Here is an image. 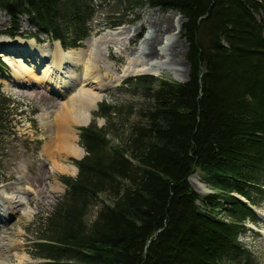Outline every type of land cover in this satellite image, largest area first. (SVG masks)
Segmentation results:
<instances>
[{
	"label": "trees",
	"instance_id": "1",
	"mask_svg": "<svg viewBox=\"0 0 264 264\" xmlns=\"http://www.w3.org/2000/svg\"><path fill=\"white\" fill-rule=\"evenodd\" d=\"M126 1L180 13L189 75L135 77L147 105L121 143L107 126L80 127L86 154L75 160L77 176L62 177L65 192L35 244L40 264H256L240 236L264 199V0ZM100 6L0 0L11 18L0 35H46L76 48ZM22 16L35 31H21ZM8 69L0 58V74ZM15 104L0 82V147L12 134ZM99 110L116 127L118 107L104 101ZM197 171L212 192L191 186Z\"/></svg>",
	"mask_w": 264,
	"mask_h": 264
},
{
	"label": "rangeland",
	"instance_id": "2",
	"mask_svg": "<svg viewBox=\"0 0 264 264\" xmlns=\"http://www.w3.org/2000/svg\"><path fill=\"white\" fill-rule=\"evenodd\" d=\"M97 3H102L103 6L99 7L97 16L91 23V34L84 40L83 45L67 50L86 48V40L89 37H99L103 33L117 30L121 26L129 27L131 34L128 39H122L118 43H109V57L116 69L120 72L124 65H127L131 60L135 59L137 48L143 42L149 28L152 27L158 39L163 35L173 36V43L170 50H168L169 52H167L169 56L166 57V66H162L161 72L159 74L144 73L141 75L166 77L178 81H185V78H188L190 70L187 61L188 43L182 36L181 31L177 35L172 28L168 30V26H172L170 21L172 13L177 12L176 10H163L160 7H151L142 2L139 5H135L136 3H129L126 0H105V2L103 0H97ZM120 18L125 19L122 25L116 28L110 26L111 21ZM20 20L22 32L26 33V31L36 30L34 26L29 24L26 16H22ZM10 22L11 18L8 14L0 11V28L5 29L9 27ZM139 25L142 26L139 27ZM23 38L27 37L23 36ZM30 39L36 38L28 37L26 40ZM42 39V41L36 39V42L41 45H46L47 50L50 49V51H53L57 40L51 39L46 35H42ZM157 42L161 43V40ZM163 57H165V54L160 53L158 56L159 59ZM99 66L104 82L106 83L111 79V76L107 74L106 68L102 63ZM8 67V70L0 74V82L2 83V91L12 96L16 100V104L12 111V117L14 119L12 134L9 135L0 147L1 153L4 154L0 162V194L7 196L6 187L13 185L21 188V191H28L27 193H19V198L26 201L29 197H33V202L31 203L30 213L28 215L24 214V210L29 209V206L26 205L22 212L13 215L8 220L10 222L9 225L3 227L0 224V229L7 231L11 228L9 232L12 231V234L10 233L7 242L16 241L23 244L21 250L12 251L11 255L14 256V260H11L14 261L12 264L18 262L15 256L16 253L24 256L25 263L27 264H40L44 259L37 256L35 244L43 235L44 224L47 218L51 215L65 192L66 185L62 181V177L77 176L79 168L75 160L83 158L86 154L85 147L81 144L79 136L80 127L83 125H77L75 129L79 137L78 142L84 149V154L81 158H69V162L77 167V172L70 174L51 170V162L48 160L46 154H44V146L51 132L48 127L46 128L44 126V121L47 119L50 120L51 116L56 117L58 107L64 101V98H60L58 94L42 85L33 84L34 86L32 85L31 88L27 89L21 86L20 83H16L17 85L12 84L9 87L8 84L11 82L12 69L9 65ZM74 70L76 74L73 73ZM83 70V64L80 63L74 67L72 73L78 79L83 75ZM137 76H140V74H131L124 78L116 87L108 91L103 100L98 103L97 108L93 110L90 123L96 122L99 126H107L111 131L113 143H121L129 135L132 125L141 120L140 110L147 105L142 90L131 85L136 82L135 77ZM80 82L81 78L76 84L79 85ZM104 101L113 103L118 107V111L112 120L116 124V127L107 125V119L101 115L99 105ZM193 176H197L200 182H204L201 179V173L199 171L190 177ZM38 178H43L44 182L39 186L40 192L36 195L35 191H31L34 188L30 185L29 180L36 184ZM193 178L195 179V177ZM204 184L208 188V193L212 192L209 185L205 182ZM191 186L195 189L192 184ZM195 190L198 191L197 189ZM198 192L202 194V192ZM97 209L95 207L89 211L88 216L90 219L95 216ZM254 209L258 215V220L247 222L248 230L240 236V240L252 250L256 257L255 263L264 264V199L254 205ZM0 240H3V238H0Z\"/></svg>",
	"mask_w": 264,
	"mask_h": 264
},
{
	"label": "bare ground",
	"instance_id": "3",
	"mask_svg": "<svg viewBox=\"0 0 264 264\" xmlns=\"http://www.w3.org/2000/svg\"><path fill=\"white\" fill-rule=\"evenodd\" d=\"M171 28L177 35L181 31L182 16L174 12L171 17ZM142 25H139L141 27ZM131 34V29L121 26L117 30L107 31L99 37H89L86 40L87 47L79 50L64 49L56 41L53 51L46 49V45L36 42V39L26 40L18 36L16 38L0 35V56L7 62L12 69L11 82L8 86L17 85L27 89L32 85H42L48 90L58 94L64 101L60 103L56 117L44 121V126L49 128V138L44 146V154L51 162V170L63 173L75 174L77 167L69 162L70 157L81 158L84 149L80 146L75 126L86 125L90 122L93 110L98 103L103 100L109 90L116 87L124 78L131 74L154 73L159 74L162 66L166 64L170 47L173 43V36L163 35L160 39L157 34L149 28L147 35L141 45L137 48L135 59L124 65L119 72L109 55V43H118L122 39L126 40ZM161 40V43L157 42ZM52 49V48H51ZM51 53V54H50ZM165 57L159 59V54ZM83 64V75L78 79L72 70L77 64ZM100 63L106 68L107 74L111 76L108 82H104L101 74ZM166 66V65H165ZM76 74V73H75ZM81 82L76 84L78 80ZM33 85V86H34ZM60 102V101H59ZM55 113V114H56ZM195 177V179L193 178ZM189 178L191 184L198 191L208 193V188L204 182H200L197 176ZM44 179L38 178L36 184L29 180L32 186L31 191L36 195L40 192L39 186ZM21 187V185H20ZM7 188V196L0 194V224L3 227L9 225L8 220L15 214L22 212L26 205L29 209L24 210V214L30 213V206L33 197L26 201L19 198V193H27L21 188L10 185ZM30 188V187H29ZM2 204V205H1ZM21 216V215H20ZM19 216V217H20ZM0 229V264L14 263L12 251L23 248L22 243L7 242L10 233ZM13 236V235H12ZM18 262L25 263V257L15 254Z\"/></svg>",
	"mask_w": 264,
	"mask_h": 264
},
{
	"label": "water",
	"instance_id": "4",
	"mask_svg": "<svg viewBox=\"0 0 264 264\" xmlns=\"http://www.w3.org/2000/svg\"><path fill=\"white\" fill-rule=\"evenodd\" d=\"M178 13H179V12H178ZM59 43H60V41H59ZM139 74L141 75V74H144V73H139ZM148 74H154V73H148ZM186 79H187V78H185V80H186ZM89 123H90V122H89ZM89 123H88V124H89ZM88 124H86V125H88ZM211 191H212V190H211Z\"/></svg>",
	"mask_w": 264,
	"mask_h": 264
}]
</instances>
